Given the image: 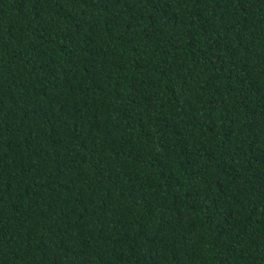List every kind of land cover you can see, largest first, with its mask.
<instances>
[{"label":"trees","instance_id":"1","mask_svg":"<svg viewBox=\"0 0 264 264\" xmlns=\"http://www.w3.org/2000/svg\"><path fill=\"white\" fill-rule=\"evenodd\" d=\"M0 264H264V0H0Z\"/></svg>","mask_w":264,"mask_h":264}]
</instances>
